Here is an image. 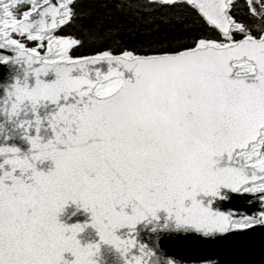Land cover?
Returning <instances> with one entry per match:
<instances>
[{
	"label": "snow or ice",
	"instance_id": "6c2138e0",
	"mask_svg": "<svg viewBox=\"0 0 264 264\" xmlns=\"http://www.w3.org/2000/svg\"><path fill=\"white\" fill-rule=\"evenodd\" d=\"M80 2L0 0V63L22 73L0 94V136L10 124L29 146L0 143V264H97L101 243L122 264H222L213 242L264 230V26L234 0H122L132 26L117 18L81 53L64 31ZM247 10L264 18V0ZM69 201L97 242L57 220Z\"/></svg>",
	"mask_w": 264,
	"mask_h": 264
},
{
	"label": "water",
	"instance_id": "95a60500",
	"mask_svg": "<svg viewBox=\"0 0 264 264\" xmlns=\"http://www.w3.org/2000/svg\"><path fill=\"white\" fill-rule=\"evenodd\" d=\"M89 21L86 25H88ZM6 55L11 57L12 52H6ZM22 75L20 66L12 63L11 61L6 63H0V94H3L5 87L10 86L17 78ZM3 117L0 116V121ZM5 129L9 131V139L3 140L0 136V143H6L9 146H16L21 151H27L28 145L23 141L19 134L11 131V125L5 123ZM52 166L50 160L44 161L43 164L38 165L41 170L47 171ZM249 197H234L230 202H227L225 206H235L241 208H248L245 203ZM90 212L84 208L79 207V202L73 203L67 202L63 206V210L57 213V220L65 225H73L80 223L82 231L76 234V238L79 240L81 246L89 243H95L99 240L96 230L90 224ZM138 239L141 242L151 245L153 243L154 234L149 233L146 229L137 226ZM169 245L176 251H182L183 246L187 243L186 240L180 237H176L168 242ZM218 250V257L222 264H264V230L257 229L256 231L249 233L246 236H229L225 237L221 241L213 242ZM64 259L71 260L73 257L70 253L62 254ZM97 260V264H122L119 253L113 249L110 245L101 243L99 245L98 256L94 257Z\"/></svg>",
	"mask_w": 264,
	"mask_h": 264
},
{
	"label": "trees",
	"instance_id": "16d2710c",
	"mask_svg": "<svg viewBox=\"0 0 264 264\" xmlns=\"http://www.w3.org/2000/svg\"><path fill=\"white\" fill-rule=\"evenodd\" d=\"M118 2H122V0H112L107 8L93 9L88 7L89 0H81L77 11L84 12L86 14L85 18L80 19L78 17L74 25L64 29L66 33H71L83 40V47L79 49L81 53H87L93 48L103 47L107 42L104 38L105 30L116 26L114 22L117 18L126 26H132L134 21L127 18L128 14L115 7V4ZM234 2L236 4V16L243 15L247 10L245 0H234ZM109 16H111V20L108 19ZM89 21H91L94 27L85 31L84 28Z\"/></svg>",
	"mask_w": 264,
	"mask_h": 264
},
{
	"label": "rangeland",
	"instance_id": "374dc122",
	"mask_svg": "<svg viewBox=\"0 0 264 264\" xmlns=\"http://www.w3.org/2000/svg\"><path fill=\"white\" fill-rule=\"evenodd\" d=\"M245 3L247 5V0H245ZM237 18L243 20L245 23L253 26L254 28L255 26H264V18L254 17L248 12V10H246L243 15L237 16Z\"/></svg>",
	"mask_w": 264,
	"mask_h": 264
}]
</instances>
